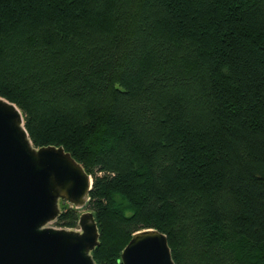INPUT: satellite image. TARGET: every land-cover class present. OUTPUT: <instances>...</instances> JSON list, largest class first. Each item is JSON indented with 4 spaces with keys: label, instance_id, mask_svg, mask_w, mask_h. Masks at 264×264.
I'll list each match as a JSON object with an SVG mask.
<instances>
[{
    "label": "trees",
    "instance_id": "1",
    "mask_svg": "<svg viewBox=\"0 0 264 264\" xmlns=\"http://www.w3.org/2000/svg\"><path fill=\"white\" fill-rule=\"evenodd\" d=\"M0 96L91 176L96 264L145 228L176 264H264V0H0Z\"/></svg>",
    "mask_w": 264,
    "mask_h": 264
},
{
    "label": "water",
    "instance_id": "2",
    "mask_svg": "<svg viewBox=\"0 0 264 264\" xmlns=\"http://www.w3.org/2000/svg\"><path fill=\"white\" fill-rule=\"evenodd\" d=\"M91 187V176L62 146H34L19 108L0 96V264H96ZM60 203L84 209L79 231L47 225ZM121 261L176 264L166 235L154 228L133 233Z\"/></svg>",
    "mask_w": 264,
    "mask_h": 264
},
{
    "label": "rangeland",
    "instance_id": "3",
    "mask_svg": "<svg viewBox=\"0 0 264 264\" xmlns=\"http://www.w3.org/2000/svg\"><path fill=\"white\" fill-rule=\"evenodd\" d=\"M60 204H61V203H60ZM60 204H59V206H60ZM83 210H84V209H80V212H82ZM47 225L50 226V227H54V228H61V227H59V226L56 225L55 220H52V221L49 222ZM66 229H69V228H66ZM73 230H77V231H79V230H80V227L78 226V227L74 228Z\"/></svg>",
    "mask_w": 264,
    "mask_h": 264
},
{
    "label": "built area",
    "instance_id": "4",
    "mask_svg": "<svg viewBox=\"0 0 264 264\" xmlns=\"http://www.w3.org/2000/svg\"><path fill=\"white\" fill-rule=\"evenodd\" d=\"M74 229V228H73Z\"/></svg>",
    "mask_w": 264,
    "mask_h": 264
}]
</instances>
